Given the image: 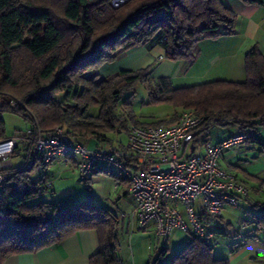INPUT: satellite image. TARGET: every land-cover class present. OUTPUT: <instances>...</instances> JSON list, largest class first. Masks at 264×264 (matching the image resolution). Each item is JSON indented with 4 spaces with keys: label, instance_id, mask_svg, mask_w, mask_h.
<instances>
[{
    "label": "trees",
    "instance_id": "16d2710c",
    "mask_svg": "<svg viewBox=\"0 0 264 264\" xmlns=\"http://www.w3.org/2000/svg\"><path fill=\"white\" fill-rule=\"evenodd\" d=\"M240 1L264 4V0ZM111 3L0 0V112L21 116L44 133L63 126L75 142L90 139L113 150L114 136L127 134L132 125H146L134 121L128 98L120 104L123 91L140 81L150 102L174 108L167 120L150 124L175 122L181 112L191 109L203 118L198 135L207 136L213 125H236L239 131L255 132L246 142H258L259 128L264 127V55L256 44L245 53L243 81L219 79L174 87L168 78L150 80L148 68L122 70L106 79L91 75L120 51L142 44H160L173 61L190 59L200 38L233 33L235 13L230 8L221 0H126L117 7ZM11 100L19 103L11 105ZM93 106L99 107L97 114L90 113ZM24 149V162L9 169L10 177L0 187V264L11 254L33 252L82 229L97 234L98 249L89 264H121L112 210L94 202L89 187L80 201L42 199L49 188L47 176L32 177L43 166L41 157L26 167L29 146ZM113 151H125V146ZM120 159L130 161L126 156ZM97 169L127 182L98 167L92 173ZM252 207L251 220L243 222L250 226L246 235L255 238L264 234V202ZM213 243L212 238L188 235L166 264H229L214 254ZM167 252L162 248L146 264H163Z\"/></svg>",
    "mask_w": 264,
    "mask_h": 264
},
{
    "label": "crops",
    "instance_id": "0c3cea01",
    "mask_svg": "<svg viewBox=\"0 0 264 264\" xmlns=\"http://www.w3.org/2000/svg\"><path fill=\"white\" fill-rule=\"evenodd\" d=\"M221 1L235 13L233 33L229 35L223 34L216 38H200L193 48L190 59L173 61L165 56V50L160 44H142L120 51L112 62L102 64L91 75H98L99 78L106 79L115 76L122 70L135 71L150 68L148 73L150 80L168 78L174 87L219 79L243 81L246 76V51L253 44H256L259 51L264 55V4H244L240 0ZM213 128L209 129L206 137L214 143L239 131L236 125ZM257 139L258 142H246L232 148L218 160L219 167L222 170L233 173L248 188L247 195L240 201L238 206L242 209L246 205L247 208H244L241 213H237V217H235L242 221L251 220L252 214L255 212L252 203L264 202V127L259 128ZM79 143L88 148L108 150L105 145L96 144L95 141L90 139ZM116 143H114L115 148L113 150L119 149L120 144L122 145L121 141H116ZM19 147L21 151L19 155L23 157L27 152L24 149L25 145ZM75 165L72 158L59 157L48 169L49 171L58 169L59 173H63V171L71 168L76 172ZM87 179L81 180L86 183L85 191L69 192L64 189L58 195L55 191H51L53 193L52 201L66 203L80 201L88 193L89 187L93 201L107 206L117 217L116 231L119 240V229L121 232L124 230L127 232L132 223L129 217L130 212L128 213V209L124 208L127 205L125 203L127 201H131V211L134 208L132 196L128 192V183L115 179L98 169L93 171ZM197 203H200V200ZM228 208L233 207H226L224 211ZM197 213L209 230L220 233V235L214 236V239L217 240L216 244L224 241L219 252H214L217 257L227 258L229 264H264L263 233H259L255 238L248 237L246 234L250 226L243 223V228L236 227L237 220L235 223L225 220L224 212H222L221 218L204 215L200 209ZM138 229L149 236L147 253H141V259L138 264H146L148 259L162 248L170 250L175 247L174 250H170L171 256L164 258L167 259L165 262L163 259V264L168 263L173 254L185 244L188 237L186 235L184 239L176 242L173 246H167V243L163 242L162 236L156 235L152 223L145 227L138 226ZM168 240L169 235L167 242ZM234 245L238 247L234 252H231V248ZM97 249L98 239L96 231L93 229H82L67 236L60 242L33 252L11 254L1 264H89V257ZM117 256L121 260V264L136 263L134 252L124 255L123 251H117Z\"/></svg>",
    "mask_w": 264,
    "mask_h": 264
},
{
    "label": "built area",
    "instance_id": "2783aa9c",
    "mask_svg": "<svg viewBox=\"0 0 264 264\" xmlns=\"http://www.w3.org/2000/svg\"><path fill=\"white\" fill-rule=\"evenodd\" d=\"M16 103L19 101L11 100V105ZM202 122V116L187 109L172 123L133 125L121 152L88 148L72 140L63 127L43 133L30 125L0 140V187L10 177L13 153L24 144L30 151L26 167H31L37 157L46 169L59 157H69L76 161L80 180L87 179L97 167L124 177L134 200L129 217L139 227L152 223L158 236H167L176 228L188 235L214 239L197 211L218 217L226 207L239 206L248 188L233 173L222 170L218 160L255 132L238 131L214 143L198 135Z\"/></svg>",
    "mask_w": 264,
    "mask_h": 264
},
{
    "label": "rangeland",
    "instance_id": "374dc122",
    "mask_svg": "<svg viewBox=\"0 0 264 264\" xmlns=\"http://www.w3.org/2000/svg\"><path fill=\"white\" fill-rule=\"evenodd\" d=\"M124 1L126 0H112L111 5L113 7H117ZM147 71L149 73L150 68ZM127 98H128L129 108L133 114V119L136 122L150 124V123H157L159 121H165L167 120L168 115L172 113L174 110V108L169 104H165V103L157 104V103L150 102L147 96L146 87L144 83L140 81H137L132 86L131 89L129 90L126 89L123 91V98L120 104L123 105L124 102L127 100ZM0 102H1V99H0ZM98 110H99L98 106H93L90 108V113L97 114ZM117 112H121L120 108L117 110ZM25 113L29 115V112H25ZM28 125L30 124L27 121H25L21 116H18L9 111L0 112V136L4 134H6L7 136H11L14 133H17L18 131H24L25 128L28 127ZM56 127H63V126H56ZM218 127H221V126H217V125L212 126L213 129L218 128ZM41 132L43 131L41 130ZM126 138H127L126 133L122 132L118 134V136H114V139H115L114 143L117 144L116 141H121L122 145H126V142H127ZM2 139L3 138H0V140ZM23 145L24 144H20L21 147ZM122 145L120 144L119 149L123 147ZM98 149H101V148H98ZM106 149H108V147H106ZM20 153L21 151L19 149L17 152L13 153L11 157L12 166L13 165L17 166L18 164H21L24 162L23 157L19 155ZM27 159L28 158H26L25 161H27ZM48 168L46 169L44 166L40 165L32 173L33 178H38L39 176H43L44 174H46L47 176L46 178L48 181L47 183H48L49 188L47 189L46 192H44L42 199L49 201V202H53L52 201L53 193L51 191H55L56 194L58 195V194H61V191L64 189L68 190L69 192L70 191H75V192L82 191L83 192V190L84 191L86 190V186H85L86 183L79 180L76 172H74L73 169L69 168L67 171H63V173H59L58 169L49 171ZM57 175L59 176L56 177ZM50 179L53 180L52 181L53 184ZM125 203L127 205H125L124 208L126 210L128 209V213L131 212V209H130L131 201H127ZM243 207L247 208L246 205H244ZM244 208L241 209V207H238V206L233 207V208H228L226 211H223L224 212L223 216L225 217V220L227 221H231L235 223V221L237 220L236 227L243 228L244 222L242 220L236 219L235 217H237L236 216L237 213H241V211H244ZM180 210H182V208H180ZM118 232H119V244H118L117 251L118 252L123 251L124 255L132 254L134 252L135 260H136L135 264H138L141 259L140 257L141 253L142 252L147 253V245L149 244L148 234L138 229V226L134 221H132V223L130 224V228L127 232L125 230L121 232L120 229ZM211 232L213 233L214 236L220 235L219 232L218 233L215 231L214 232L211 231ZM168 235H169V240L167 242ZM168 235L162 236L161 238L163 239L164 243H167V246H173V244H175L176 242L184 239L186 235H188V233L174 228ZM223 244H224V241H220V244H214V252L215 253L219 252ZM174 249L175 247H173V249H170V250H174ZM170 250L168 249V252L166 254L167 257L171 256ZM166 260L167 259H164V262Z\"/></svg>",
    "mask_w": 264,
    "mask_h": 264
},
{
    "label": "water",
    "instance_id": "95a60500",
    "mask_svg": "<svg viewBox=\"0 0 264 264\" xmlns=\"http://www.w3.org/2000/svg\"><path fill=\"white\" fill-rule=\"evenodd\" d=\"M44 89H49V85H48V86H46V87H44ZM25 115H27V116H28V114H27V113H25Z\"/></svg>",
    "mask_w": 264,
    "mask_h": 264
}]
</instances>
